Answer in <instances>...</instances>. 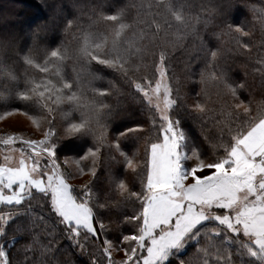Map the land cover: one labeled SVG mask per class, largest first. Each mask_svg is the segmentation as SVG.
Segmentation results:
<instances>
[{
    "label": "snow or ice",
    "instance_id": "snow-or-ice-1",
    "mask_svg": "<svg viewBox=\"0 0 264 264\" xmlns=\"http://www.w3.org/2000/svg\"><path fill=\"white\" fill-rule=\"evenodd\" d=\"M257 2L264 11V0H248L251 15L257 14ZM222 9L213 2L212 14L204 17L214 38L233 30V25L220 31L209 27ZM234 31L240 34L236 45L248 50L247 30ZM193 33L206 50V62L199 71L194 64L184 70L194 93L190 105L180 75L163 53L155 79L137 88L149 108L148 118L138 123L145 133L139 188L109 176L110 191L101 197L93 178L103 149L96 147L78 154L75 174L89 176L79 185L71 183L72 171L49 164L61 153L54 145L43 165L0 168V204L6 206L0 210V264H264V59L254 69L260 73L261 99L245 102V80H233L221 63L231 50L210 49L204 36ZM209 85L222 87L225 98L213 100ZM174 108H190L202 127L211 120L201 137L203 148L182 130ZM121 148L116 141L121 166L135 172L137 153Z\"/></svg>",
    "mask_w": 264,
    "mask_h": 264
},
{
    "label": "trees",
    "instance_id": "trees-1",
    "mask_svg": "<svg viewBox=\"0 0 264 264\" xmlns=\"http://www.w3.org/2000/svg\"><path fill=\"white\" fill-rule=\"evenodd\" d=\"M213 2L223 9L209 27L220 31L233 25L227 35L215 38L204 20L212 14ZM255 6L257 14L251 15L248 0H0V132L5 122L25 118L34 130L30 135L46 134L61 151L60 165L84 181L87 174H75L78 154L102 148L100 171L93 178L101 197L110 191L109 176L139 188L135 182L144 172L145 133L138 123L148 118L149 108L137 88L155 79L163 53L180 75L181 92L188 93L190 105L194 93L184 70L194 64L199 71L206 62V50L194 39L196 29L208 48L231 50L221 63L233 80H245L248 91L241 99L259 101L261 79L254 69L264 59V11L260 3ZM235 27L247 30L243 42L248 50L236 45L240 34ZM207 91L213 100L225 98L222 87L209 85ZM171 111L190 140L203 148L201 137L211 120L202 127L190 108ZM116 141L121 152L137 153L140 167L135 172L121 166ZM113 155L115 160L109 158Z\"/></svg>",
    "mask_w": 264,
    "mask_h": 264
},
{
    "label": "rangeland",
    "instance_id": "rangeland-1",
    "mask_svg": "<svg viewBox=\"0 0 264 264\" xmlns=\"http://www.w3.org/2000/svg\"><path fill=\"white\" fill-rule=\"evenodd\" d=\"M25 34L28 31L25 30ZM147 88V86H146ZM18 121H8L3 125L5 130L0 132V168H17L28 165L32 167L33 161H39L43 165L44 160L49 159L52 151V143L46 134L38 133V135H30L34 131L27 126V120L23 117L17 118ZM20 121V122H19ZM57 163L58 160H50L49 164ZM84 182L83 177L73 175L71 183L79 185ZM0 204V208L3 207ZM191 251V250H190ZM119 259V256L114 254Z\"/></svg>",
    "mask_w": 264,
    "mask_h": 264
},
{
    "label": "bare ground",
    "instance_id": "bare-ground-1",
    "mask_svg": "<svg viewBox=\"0 0 264 264\" xmlns=\"http://www.w3.org/2000/svg\"><path fill=\"white\" fill-rule=\"evenodd\" d=\"M11 121H16V119H12Z\"/></svg>",
    "mask_w": 264,
    "mask_h": 264
}]
</instances>
